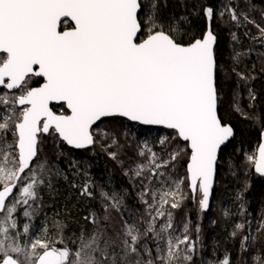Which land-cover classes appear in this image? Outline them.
<instances>
[{"label": "snow or ice", "instance_id": "6c2138e0", "mask_svg": "<svg viewBox=\"0 0 264 264\" xmlns=\"http://www.w3.org/2000/svg\"><path fill=\"white\" fill-rule=\"evenodd\" d=\"M258 4L264 0H201L191 14L177 15L165 14L167 0H0V264H197L204 247L200 224L185 213L180 229L172 210L190 199L198 214L210 211L220 169L226 165L229 175L237 174L241 150L228 152L237 129L222 112L233 77L231 110L261 129L255 148L243 154L246 179L234 196L237 215L246 213L248 177H264V108L245 112L239 91L247 88L248 99L257 101L254 73L264 75V7ZM193 15L204 21L197 31ZM218 24L228 30L226 53ZM245 60L251 71L241 69ZM144 126L170 131L140 139ZM49 137L55 147H99L121 167L128 161L124 175L140 181L136 198L143 211L129 206L126 190L101 188V208L85 217L90 229L73 234L74 249L65 244L66 224L59 221L55 236L45 225L47 238L33 237L42 191L54 179H68L58 167L61 158L86 178L72 187L95 198L87 158L41 157ZM178 164L184 171L177 177ZM21 207L28 220L22 231L16 218ZM220 211L232 215L227 207ZM256 233L247 218L229 233L250 258L242 264H264V222ZM207 264H233L232 254Z\"/></svg>", "mask_w": 264, "mask_h": 264}, {"label": "trees", "instance_id": "16d2710c", "mask_svg": "<svg viewBox=\"0 0 264 264\" xmlns=\"http://www.w3.org/2000/svg\"><path fill=\"white\" fill-rule=\"evenodd\" d=\"M201 0H167V8L164 9L165 14L175 13L177 15L185 14L189 15L192 13V4H199ZM213 3L220 4L226 2V0H212ZM243 7V4L241 3ZM259 7H264V5L258 4ZM227 19V17L225 18ZM192 21V31H197L203 26V19L199 16L193 15L191 17ZM217 31L220 33V43L221 48L227 52V43H228V30L222 25H216ZM252 35H256V29H251ZM247 40L244 41L243 47H246ZM248 45V43H247ZM258 51L259 47L257 46ZM257 69H259V62L255 61ZM247 65L249 71L252 70V63L247 60L241 65L243 69ZM256 75V80L252 82V87L255 88L258 99L255 102H252L248 99L247 88H240L239 91L242 95L240 100L241 107L245 112L252 113L255 110L256 113H259L262 108H264V75L260 74L259 71L254 73ZM235 77H233V83L228 84L225 87V98L224 105L222 107V112L226 114L235 128L237 129L236 139L232 141L229 145L228 152H233L236 149L241 151L235 157V159L240 163V167L236 170L237 174L235 176L229 175L227 173V166L225 165L220 169V174H218V184L216 193L220 194V190L224 187L228 196L234 198L235 193L238 189L241 188L244 180V168H243V154L245 151H252L256 144L259 142L260 131L261 129L257 124L252 120L245 119L242 115L237 114L231 110V97L232 91L235 87ZM249 105H252L250 108ZM141 126L137 125L136 130L139 131ZM149 128L151 129L149 133ZM144 137H147L149 140H153L157 134L151 135V132L154 130L160 133L166 131L163 128L158 127H146L144 126ZM153 150L161 153L162 149L158 144L153 141ZM135 147L128 149V155L134 157ZM60 153H65L68 156H75L77 160H82L87 158V162L91 164L90 174L87 177V180H90L94 185L93 195L95 198H88L81 196L80 187L73 188L72 184L76 183L78 186H82L86 182L84 175H74L73 170H70L66 167V159L61 158L58 161V167L62 168L67 174L68 179L65 181L63 177L54 179L53 187L51 189H44L41 193L43 200L42 206L39 211L34 215L31 220L30 233L33 237L37 236L40 230L41 239H46L44 235L43 228L45 225L48 226L49 236L56 235L55 222L59 221L66 224V229L63 233L64 242L68 244L70 248L75 247L72 244L73 234L79 236L80 230L90 229L91 225L88 224V221L85 217L93 211H99L101 208V202L99 193L101 188L111 194L113 191L126 190L127 191V203L129 206H135L136 208L143 211V206L137 200V193L142 191V185L139 180L133 181L129 176L124 175V168L129 167V162L126 161L124 166L121 167L119 163L109 159L100 148L97 147L94 152L90 151H80L73 150L67 145L61 144L59 147H55L52 139L46 138L44 144L42 145V158H49L50 160H56V156ZM140 162L143 163V159H140ZM184 171L183 164H178L175 170L176 176L182 175ZM224 175V176H223ZM227 176L228 179L225 178ZM225 182L222 184L223 180ZM248 180L251 184V187L244 195V203L246 207L245 215H237L239 212V202H233V204L226 200H223L220 204V209L222 207H227L232 215L226 218L220 213V217L214 219L209 218L207 222L209 240L207 245L208 253L205 254L202 259L197 261V264H207L208 261H215L216 259H223L226 253L232 254L233 264H242V260H250L248 256H242L239 246V238L233 239L229 236V233L232 231L235 223H243L245 219H249L250 216H261L260 221H264V215H261L264 212V177H260L257 174H251L248 177ZM185 192L187 189L185 188ZM217 204V206H218ZM195 207L193 202L189 199L186 200L183 207L179 209L172 210L174 214V219L183 223L185 213H188L191 217V220L194 219L195 215H192V212L196 210L190 209ZM23 207L18 208L16 218L18 222V227L20 231L23 230V224L28 222L27 218L23 216ZM203 213L197 211L196 218L199 220L200 216ZM215 220L216 223L213 224L212 221ZM262 221V222H263ZM181 223V224H182ZM183 225V224H182ZM39 227V229H38ZM38 233H37V232ZM245 231H247V226ZM36 232V233H35ZM254 234H257L256 231ZM260 238L263 239V233L259 234ZM258 247V246H257Z\"/></svg>", "mask_w": 264, "mask_h": 264}, {"label": "rangeland", "instance_id": "374dc122", "mask_svg": "<svg viewBox=\"0 0 264 264\" xmlns=\"http://www.w3.org/2000/svg\"><path fill=\"white\" fill-rule=\"evenodd\" d=\"M247 43L249 44V41L248 40H247ZM247 43H246V47L248 46ZM256 50L258 52V49L257 48H256ZM155 134H157V131L154 130L153 132H151V135H155ZM225 178L228 179L227 176H225ZM224 182H225V179L221 183V187H222V184ZM224 189L225 188L222 187L221 190H220L221 191L220 194H218V193H216V190H217V186H216V188L214 190V199L212 201L211 210L210 211H207V212H203V214H201L199 220L196 218V216H197L196 215L197 214V206L191 200L193 202V204H194L195 207H191L190 209H195L196 210V212L195 211L192 212V215H195V216H194V219L191 220V222H192L193 225H195L197 222L200 224V227H201V239L203 240V244H204V247H203L200 255L197 257V261L198 262H199L200 259L203 258V256L205 254L207 255V253H208V251H206L207 250V245H208V240H209V232H208V227H207L208 219L209 218L214 219L216 217H218V218L220 217L221 211H220V204H218V201H220V203H221L223 200H226L227 199L232 204L234 202V198L231 197V196H228L226 190L224 191ZM217 204H218V206H217ZM248 218H249L248 220H251L252 221V234H254L255 231H256V228L263 221V219H262V221H260L261 216H258V217L257 216H250ZM161 222L162 221H158V224L161 223ZM174 223L177 225V227H179L180 229H182V227H183V225H182L183 223L182 222L176 221L174 219ZM38 229H39V227H38ZM37 231H39V233ZM37 231H36L38 233L37 236L40 237L42 234H41L40 230H37Z\"/></svg>", "mask_w": 264, "mask_h": 264}, {"label": "water", "instance_id": "95a60500", "mask_svg": "<svg viewBox=\"0 0 264 264\" xmlns=\"http://www.w3.org/2000/svg\"><path fill=\"white\" fill-rule=\"evenodd\" d=\"M146 127H159V126H146ZM162 128V127H160ZM69 147V146H68ZM264 222V221H263ZM263 239H264V233H263Z\"/></svg>", "mask_w": 264, "mask_h": 264}, {"label": "flooded vegetation", "instance_id": "af4514ba", "mask_svg": "<svg viewBox=\"0 0 264 264\" xmlns=\"http://www.w3.org/2000/svg\"><path fill=\"white\" fill-rule=\"evenodd\" d=\"M57 110H59V108H57Z\"/></svg>", "mask_w": 264, "mask_h": 264}]
</instances>
